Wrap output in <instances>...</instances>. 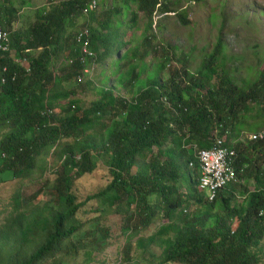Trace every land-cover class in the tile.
I'll return each instance as SVG.
<instances>
[{
    "label": "trees",
    "instance_id": "1",
    "mask_svg": "<svg viewBox=\"0 0 264 264\" xmlns=\"http://www.w3.org/2000/svg\"><path fill=\"white\" fill-rule=\"evenodd\" d=\"M89 1L50 0L37 11L36 21L22 31L15 27L17 8L11 2L8 7L9 0H0V25L10 41V49L0 51V126L11 128L0 140V176L25 179L48 148L58 149L63 140L82 137L75 146L61 149L65 160L52 188L57 206L47 208L49 215L35 223L23 226L20 222V246L12 264H43L67 250L66 242L81 228L75 224L82 207L73 192L75 180L93 173L101 158L106 159L112 179L104 190L88 196L86 201L107 198L111 203L120 202L122 209L135 204V211L127 216L126 228L137 235L157 215V207L151 204V197L156 196L168 220L158 232L161 236L149 239L151 244L160 242L165 246L159 264H260L264 166L261 168L259 162L264 157V142L237 140L245 129L240 126L252 121L264 126V70L253 82L238 86L225 68L221 40L196 71L188 67L183 56L178 58L181 69L170 70L171 65L163 61L148 65V50L142 44H131L126 54L132 66L126 72L127 78H112L111 84L108 81L100 91V99L89 108H82L78 99L62 103L69 97V92L59 90L62 82L91 79L94 67L110 57L116 48L114 40L120 36L114 35L117 23L113 19L125 15V7L106 6L101 11L99 6L94 12H86ZM125 1H133L148 18L146 32L151 31V37L144 36L148 45L154 39V14L176 13L172 0ZM79 18L82 27L70 40L67 29L80 24ZM179 18L182 24H189L185 12L181 11ZM83 28L90 30L94 57L81 62L75 38ZM117 44L120 50L123 43ZM60 52L70 59L58 68L64 76L52 68V58ZM165 57H169L168 52ZM85 68L89 74H84ZM119 88H124L128 96L118 93ZM48 110L53 114L44 113ZM97 127L99 132L85 136ZM217 138L235 149L234 167L239 178L255 179L256 190L247 189L243 204H237L240 184L222 190L214 202H209L199 188V154L213 148ZM181 184H186L187 196L180 194ZM189 201L201 204L205 211L197 210L192 216L179 212ZM40 230L44 231V241L25 249L24 241Z\"/></svg>",
    "mask_w": 264,
    "mask_h": 264
},
{
    "label": "rangeland",
    "instance_id": "2",
    "mask_svg": "<svg viewBox=\"0 0 264 264\" xmlns=\"http://www.w3.org/2000/svg\"><path fill=\"white\" fill-rule=\"evenodd\" d=\"M10 2L18 11L16 29L26 31L36 21L37 11L47 6L50 0H9L8 7L11 6ZM99 2L101 11L106 9V6L125 7L122 8L125 15L118 14L113 19L117 23L114 35L120 34L117 41L114 40L116 48L107 60L103 59L96 63L90 75L91 79L85 78L80 83L73 80L62 82L59 90L69 92L68 99L62 103L71 98L78 99L82 108H89L92 103L100 99V91L108 81L111 84L114 82L112 78L118 76L127 78L126 72L131 71L132 66L127 62L129 58L126 54L131 44L133 46L142 44L143 49L148 50L151 54L146 59L148 65L152 66V63L154 65L163 61L166 65H171L170 70L181 69L182 63L178 58L183 56L188 67L196 71L221 40L225 47L223 54L225 68L238 86L253 82L264 70V0H206L202 3L172 0L175 14L160 12L154 14L152 28L154 39L151 45L144 40L145 35L151 37L148 35L151 31L146 32L148 18L137 10V4L124 0H99ZM181 11L187 14L188 25L180 22ZM79 21L80 24L77 23L76 26L67 29L70 40L82 27V19L79 18ZM117 42L123 43L120 50ZM166 52L169 53V59L165 57ZM173 52L176 57H173ZM52 59V68L56 73L59 72L58 68L62 64L70 62L64 52L54 54ZM122 65L125 67L122 68ZM58 75L64 76L65 73L61 72ZM166 77H169L168 71ZM117 91L128 96L124 88H119ZM102 116L109 118L107 114ZM104 122L111 125L108 120ZM240 127H244L243 131L247 133H254L255 129L257 132L264 129L260 123L255 125L253 121ZM10 130L11 128L7 126H0V140ZM95 132H99L98 127L96 131H88L85 136ZM81 139L80 136L65 139L60 144L61 148H48L36 159L31 174L25 179H13L7 174L0 176L2 180L0 181V264H12L14 256L19 251L20 222L23 226L29 222L35 223L49 215L47 208L57 206L52 188L65 160L61 158V149L68 145L75 146L77 140ZM259 166L261 168L264 166V157L259 162ZM109 170L106 159L101 158L93 173L75 180L73 192L78 202L82 203L75 224L80 225L81 228L66 242L67 250L43 264H159L162 261L165 246H161L160 242L153 244L149 242L153 236L160 237L158 232L161 226L168 223L163 216L161 201L156 196L151 197V204L157 207V215L152 219L151 225L141 229L137 235H131L126 228L127 216L135 211V204L122 209L118 205L120 202L111 203L112 200L107 198L86 201L88 196L108 186L112 179ZM243 177L244 180L240 178V181H243L241 186L237 187V204L245 202L247 189L249 192L256 190L255 179ZM179 192L181 195H188L186 184L180 185ZM201 207V204L189 201L179 212L189 213L192 216L197 210L204 212ZM14 221L17 222L14 224ZM43 233V230H40V233H32V236L23 243L25 249L29 250L43 242ZM170 236L173 238L175 235L170 234ZM260 259V264H264V244Z\"/></svg>",
    "mask_w": 264,
    "mask_h": 264
},
{
    "label": "built area",
    "instance_id": "3",
    "mask_svg": "<svg viewBox=\"0 0 264 264\" xmlns=\"http://www.w3.org/2000/svg\"><path fill=\"white\" fill-rule=\"evenodd\" d=\"M98 0H90L86 12H94L99 8ZM90 30L88 28L81 29L75 38L82 54L81 62L86 59H93L94 54L90 50ZM10 49V41L7 31L0 25V51H8ZM6 70V69H5ZM88 68L84 69V74H89ZM81 77H79V81ZM5 83V79L2 80ZM45 114H53L48 110ZM42 113V115L44 114ZM246 143L264 142V129L258 133L241 132L238 140ZM217 144L209 149L203 150L199 154V163L201 168V177L199 188L205 193L209 202H214L217 195L229 186L241 184L239 176L236 173L234 164L237 159L235 149L229 144L225 145L223 138H217ZM192 166V164H191ZM243 174V172H242Z\"/></svg>",
    "mask_w": 264,
    "mask_h": 264
},
{
    "label": "clouds",
    "instance_id": "4",
    "mask_svg": "<svg viewBox=\"0 0 264 264\" xmlns=\"http://www.w3.org/2000/svg\"><path fill=\"white\" fill-rule=\"evenodd\" d=\"M263 130V129H262ZM241 132H244V131H241ZM246 133H247V131H245ZM258 132H260V131H258ZM258 132H255V133H258ZM246 143V142H245ZM258 143H260V142H258ZM248 144H254V143H248Z\"/></svg>",
    "mask_w": 264,
    "mask_h": 264
}]
</instances>
